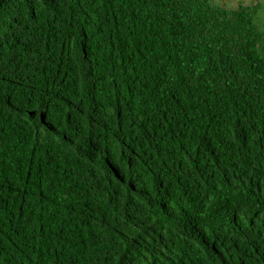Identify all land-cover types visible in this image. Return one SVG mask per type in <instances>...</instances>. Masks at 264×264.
<instances>
[{
    "label": "trees",
    "instance_id": "trees-1",
    "mask_svg": "<svg viewBox=\"0 0 264 264\" xmlns=\"http://www.w3.org/2000/svg\"><path fill=\"white\" fill-rule=\"evenodd\" d=\"M0 264H264V3L0 0Z\"/></svg>",
    "mask_w": 264,
    "mask_h": 264
},
{
    "label": "rangeland",
    "instance_id": "rangeland-1",
    "mask_svg": "<svg viewBox=\"0 0 264 264\" xmlns=\"http://www.w3.org/2000/svg\"><path fill=\"white\" fill-rule=\"evenodd\" d=\"M216 2L227 9H236L239 4H243L245 6L254 5L256 3H264V0H216Z\"/></svg>",
    "mask_w": 264,
    "mask_h": 264
}]
</instances>
